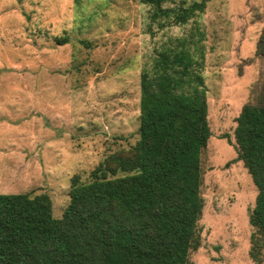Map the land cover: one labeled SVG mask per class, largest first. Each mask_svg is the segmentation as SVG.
Segmentation results:
<instances>
[{"label":"rangeland","instance_id":"1","mask_svg":"<svg viewBox=\"0 0 264 264\" xmlns=\"http://www.w3.org/2000/svg\"><path fill=\"white\" fill-rule=\"evenodd\" d=\"M196 1L173 0L155 18L141 0H0V193L46 192L62 217L75 174L89 182L100 163L137 144L141 74L162 46L187 36L196 57L204 48L212 131L202 153L201 246L190 259L264 264L263 247L261 262L250 256L253 233L261 239L249 221L258 189L234 134L264 84L256 55L264 0H207L177 23Z\"/></svg>","mask_w":264,"mask_h":264},{"label":"trees","instance_id":"2","mask_svg":"<svg viewBox=\"0 0 264 264\" xmlns=\"http://www.w3.org/2000/svg\"><path fill=\"white\" fill-rule=\"evenodd\" d=\"M172 1L141 0L155 18L169 15L164 5ZM206 2L182 7L176 22L204 11ZM190 43L182 36L165 44L143 70L139 141L130 153L100 163L89 182L75 174L62 217L54 216L46 192L0 193V264H194L189 255L201 246L204 208L202 153L212 131L204 48L196 57ZM256 55L264 56V29ZM234 134L237 159L258 189L249 221L261 239L253 233L250 256L261 262L264 84L258 102L243 106Z\"/></svg>","mask_w":264,"mask_h":264},{"label":"crops","instance_id":"3","mask_svg":"<svg viewBox=\"0 0 264 264\" xmlns=\"http://www.w3.org/2000/svg\"><path fill=\"white\" fill-rule=\"evenodd\" d=\"M2 127H0V129H1Z\"/></svg>","mask_w":264,"mask_h":264}]
</instances>
